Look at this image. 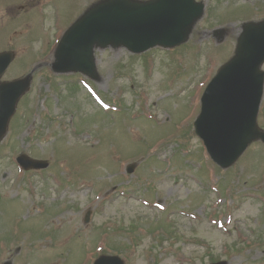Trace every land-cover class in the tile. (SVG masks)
I'll return each mask as SVG.
<instances>
[{
    "label": "rangeland",
    "instance_id": "obj_1",
    "mask_svg": "<svg viewBox=\"0 0 264 264\" xmlns=\"http://www.w3.org/2000/svg\"><path fill=\"white\" fill-rule=\"evenodd\" d=\"M94 1L74 0L75 15L44 6L50 14L25 18L14 35L26 49L4 78L27 74L36 59L40 67L0 142V264H92L99 254L125 264H264V144L220 169L191 131L243 16L264 18V0H198L204 15L183 44L96 48L94 80L52 73L47 52ZM20 19L1 30L5 41ZM259 112L264 129V90ZM20 153L49 166L24 171Z\"/></svg>",
    "mask_w": 264,
    "mask_h": 264
},
{
    "label": "water",
    "instance_id": "obj_2",
    "mask_svg": "<svg viewBox=\"0 0 264 264\" xmlns=\"http://www.w3.org/2000/svg\"><path fill=\"white\" fill-rule=\"evenodd\" d=\"M203 11L204 4L195 0H103L65 32L56 50L55 70L80 71L94 77L95 46H124L134 53L156 45L176 46L187 39ZM263 61L264 20L245 22L234 55L218 69L202 94L194 131L221 168L231 166L253 140L264 142V131L256 124L264 79L259 67ZM7 64V54H0V75ZM29 84V77L0 83V139ZM17 160L24 168L47 165L24 155ZM133 168L130 165L128 171ZM93 264L124 263L118 256L101 255Z\"/></svg>",
    "mask_w": 264,
    "mask_h": 264
},
{
    "label": "flooded vegetation",
    "instance_id": "obj_3",
    "mask_svg": "<svg viewBox=\"0 0 264 264\" xmlns=\"http://www.w3.org/2000/svg\"><path fill=\"white\" fill-rule=\"evenodd\" d=\"M18 1V0H15ZM22 2H16L15 4H10L9 0H0V52H5V51H12L14 54V60H15V55L19 50H25L26 49V43H23L22 41L17 40L14 38V35L19 34L21 32V28L23 29L24 26L22 24V21L25 18H31L33 17L37 21L40 18V15L42 14V6L44 3H47L46 7L51 6L53 4H58L62 3L64 0H21ZM66 5L68 9L70 10L71 14L74 15L77 11L74 9V0H65ZM36 5H33L35 4ZM29 5L30 7L33 6V9H31L28 14L24 12L23 8H26V6ZM16 17H22L17 23L16 26L20 27L18 28V31L14 33L10 38H6L7 41H5V37L2 34L1 35V30L3 28H10L13 26L14 19ZM32 21V20H31ZM33 23V22H32ZM2 43H5L4 45ZM22 66L26 69V57L22 58ZM12 61V64L14 62ZM11 66V63L10 65Z\"/></svg>",
    "mask_w": 264,
    "mask_h": 264
}]
</instances>
